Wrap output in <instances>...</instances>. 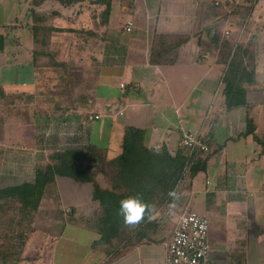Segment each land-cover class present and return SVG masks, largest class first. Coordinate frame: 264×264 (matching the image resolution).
I'll return each instance as SVG.
<instances>
[{"label": "crops", "instance_id": "1", "mask_svg": "<svg viewBox=\"0 0 264 264\" xmlns=\"http://www.w3.org/2000/svg\"><path fill=\"white\" fill-rule=\"evenodd\" d=\"M257 1L251 4L258 14ZM26 2L31 17L27 27L33 45L25 55L21 48L15 55L6 46L7 34H0V166L13 167L12 183L8 186L33 182L37 170L49 160L52 149L46 143L53 144L62 130L79 127L91 111L102 115L87 126L91 145L98 149L96 153L101 159L110 160L121 154L126 129L135 127L144 130V145L148 148L166 149L172 156L183 150L190 164L195 160L204 164V169L194 175L190 167V175L180 186L178 195L184 196L181 212L172 207L163 213L157 207L159 210H154L152 219L155 224L143 236L131 235L113 247L99 243L101 235L90 223L99 209V203L93 200V184L57 177L53 183L59 181L61 194L66 197V192L76 204L66 208V219L61 225L64 241L27 261L39 262L42 256L45 258L42 264H167L168 246L179 216L193 209L210 222L211 249L206 264H264V54L255 52V72L243 84L247 90L245 102L238 106L230 104L232 98L225 93L223 79L227 66L222 45L225 41L239 42L242 37L227 25L226 30L231 28L232 34L226 36L221 26L215 24L223 21V1ZM108 2L111 12L106 16ZM225 2L231 6V2ZM122 7L128 10V21H133L134 27L126 31L128 21L124 23L123 31L133 34L118 45L113 44V20L115 11ZM36 25L43 26L38 34ZM46 26L55 30L50 32L44 29ZM61 35L70 36L68 53L60 49L58 52L54 47L55 39L60 40ZM157 35H188L190 39L179 47L174 63L154 64L151 53ZM41 45L49 46L61 66L35 64V51ZM69 59L76 65L70 67ZM82 63L91 65L88 75L96 76L95 83L88 76L90 83L84 85L82 77L71 88L68 82L75 75L73 71L83 68ZM111 69H118L119 73L113 76ZM71 90L72 96L68 94ZM172 108L178 122L169 118L168 111ZM26 112L31 120L24 123L21 116ZM53 112L54 118L50 117ZM114 114L122 116L119 132L114 134L110 128L108 144L100 146L104 131L100 121ZM15 123L23 128L12 138ZM248 125L252 132L248 131ZM195 131L207 133L210 153L190 155L180 145L184 132ZM47 132L52 136L46 138ZM4 152H9L13 160L4 159ZM30 171L31 180L26 176ZM97 181L106 185L99 178ZM83 190L91 200L84 208L78 201Z\"/></svg>", "mask_w": 264, "mask_h": 264}, {"label": "trees", "instance_id": "2", "mask_svg": "<svg viewBox=\"0 0 264 264\" xmlns=\"http://www.w3.org/2000/svg\"><path fill=\"white\" fill-rule=\"evenodd\" d=\"M34 1L41 3L44 0ZM97 2L104 3L105 0H97ZM242 9H244L243 17L246 19L252 13L253 6ZM110 12V2H108L104 14L109 16ZM34 27L37 34L41 27L43 28L41 25ZM44 29H48L50 32L55 30L54 27L50 26H46ZM189 39L188 35L174 37L157 35L153 42L151 62L154 64L174 63L179 47ZM39 48L35 51V64L39 66H61V63L55 59V53L49 51V46L41 45ZM222 51H224L227 66L223 78L225 93L232 98L230 104L238 106L239 103L245 102L247 94L243 84L255 72V51L246 44L228 41L222 45ZM248 131H251L249 125ZM144 136L145 132L142 129L127 128L122 153L110 160L101 159L93 145L82 150H54L49 154L50 163L45 169L39 168L37 170L33 182L0 187V218L2 217V223L8 221L11 226H14L15 210L17 215L22 214L30 217V219L33 218V215L40 209L49 184L55 182L57 177H70L79 182H91L93 184V200L99 203V209L95 216L90 218V223L101 235L99 243L102 246L113 247L131 235L143 236L147 228L152 223L155 224L154 220L149 221L146 218L138 227H125L123 218L117 214L119 202L139 194L145 202L153 206V215L157 205L166 204V202L173 200L172 193L184 169L189 164V156L185 151L181 150L175 156H172L166 149L155 151L144 145ZM102 163L107 164L104 174L108 183L105 186L97 181L96 175H93L95 166ZM202 169H204L203 161L195 160L191 166V173L194 175ZM180 201L184 203L182 198L177 200V202ZM8 213L11 214L8 215ZM30 227L32 226L29 225L28 228ZM2 256L0 264L6 262L8 257L5 253Z\"/></svg>", "mask_w": 264, "mask_h": 264}, {"label": "rangeland", "instance_id": "3", "mask_svg": "<svg viewBox=\"0 0 264 264\" xmlns=\"http://www.w3.org/2000/svg\"><path fill=\"white\" fill-rule=\"evenodd\" d=\"M222 1H223V6L225 7V10L221 12L222 14L221 20L223 21H218L215 24L221 26L226 36L232 34L231 28L233 30L235 29V31H238V35H241L242 37L241 38L242 41L240 40L239 42L248 45L255 52L259 50L261 51V54H264V20L262 18V16H264V8H263L264 0L257 1L258 8H256V10H258L257 11L258 14L254 13V11L252 10V13L246 19L243 17L244 9L242 8L247 6L248 7L252 6L251 3L255 2V0H227L228 2H231L230 3L231 6H227L225 4L226 0H222ZM233 2L236 3L235 6L233 5ZM121 5L124 6L125 4L122 2ZM237 6L239 7L236 8ZM28 8L29 7L26 0H0V34H4V35L7 34L8 39L6 46L10 47L11 50L15 51V55H17L18 50L20 48L22 55H25V52H27L28 49L33 45V36L31 31L27 27V24L31 21L30 12ZM128 14H129L128 10H126L124 7L115 11L114 20H113L114 30L112 32L115 37L114 38L115 40L113 41V44L117 43L118 45H123L126 41L130 39V37H132L133 33L123 31L122 29L124 23L128 21V19L130 18ZM258 15L260 16L257 18ZM19 21H21V23H19L18 25ZM59 23L61 22L59 21ZM226 25L231 28L226 30ZM236 27L238 28V30ZM239 42H235V43H239ZM69 43H70V36L61 35L60 40L55 39L54 47L58 49L57 50L58 52L60 49L64 53H68L67 50L70 51V47L68 46ZM19 44H21V47ZM69 54L71 55V53ZM82 59L85 61H89V63L91 61L89 60V58L88 59L82 58ZM209 60H211V58L205 61H209ZM16 64L17 63L15 60V65ZM69 64L70 67L76 65V63L72 61V59L71 61L69 59ZM82 64H83V68L81 69L79 68V72L73 71V74L75 75L69 73L70 75H73L71 81L68 82L69 87L71 88L75 87V83H77L76 81L82 77L84 78L83 79V82H85L84 85H89L90 81L87 82V78L89 76L87 69L90 68L91 65H86L84 63ZM111 70L113 76H116L119 73L118 69H111ZM89 77H91L92 80L94 81V78L96 76L90 75ZM118 83H119V78L116 81L117 85ZM63 92H67V91H63ZM68 94L72 96L73 90L68 91ZM76 99L78 100L77 97ZM192 107H195V104L192 105ZM55 113L56 112H53L51 114L52 116L50 117H53ZM168 113H169V118H171L172 121L175 120L178 122V118L174 108L170 109ZM21 117L24 123L29 122L31 120V117L27 116V112L23 114ZM121 122H122V116L116 114L112 115L111 118H109L106 115V117H104L102 121H100V124H104V131L99 141L100 146L106 147V144H108L107 137L110 135V128L112 129L114 134L119 132V128L121 127L120 125ZM22 128L23 127L21 124L15 123V130H16L15 134L11 135L10 137L15 138ZM194 133H196V131ZM4 139L8 140L10 138H4ZM89 145H91V142ZM97 150L98 149H96V151ZM3 156L4 159L6 158V160L8 161L13 160L9 152H4ZM48 163L50 162L48 159H46L45 162L43 163L44 164L43 167L40 168L45 169ZM106 165L107 164L102 163L95 166V168L93 169V173H94L93 175H96L97 178H99L101 181L108 183L107 177L104 174ZM192 165L193 164H187L186 168L184 169L179 181L177 182L175 190L172 193L173 200L166 202V204L157 205L158 208L159 207L162 208L160 210H163V213L167 212L168 209H171L172 207L175 212L176 211L181 212L184 209V203L182 201L177 202V200H179L180 198L183 199L184 196L179 197L178 194L180 193V188H181L180 186L183 180H185V178L190 175L189 170ZM37 166L39 165L37 164ZM1 167L2 170H0V187H6L10 183H12V181L10 180L13 179V178L11 179V176H13L12 174L13 167L12 169H10L7 167V164H3L2 166H0V168ZM26 176L28 179L31 180L33 178V173L30 171ZM58 178L60 179L61 177ZM14 181H15V177H14ZM58 182L56 181V183H53L52 186L47 190L46 199L42 201L40 209L36 214L33 215V218L30 219V217L28 218L27 216H23L22 214L17 215L16 210H15L16 219L14 226H11L10 222L8 221H6V223L5 222L2 223L1 221L2 217L0 218V263L2 262L3 253H5L7 254L8 257H7V261L4 262L3 264H42L41 262H44L45 259V258L42 259V256L39 262H34L32 261V259L31 261H27V260L30 259L29 257H31L32 255L34 256L39 253L43 254L44 252L48 253L53 247L59 246L57 245L59 242L64 241L61 239V235H62L61 225L66 219L64 217V215H66V208L71 204L74 205V207H76V204H73V202L70 199H68L66 192H65L66 197H64L63 194H61V190L59 189L60 183ZM78 201L79 203L81 202L82 208L87 207V205H89L91 202V200L87 198V195L85 194L84 190L80 191V196ZM12 207L15 208V206ZM156 210L158 211L159 209ZM9 214L11 213H8V215ZM32 222L33 225H31ZM29 225L32 227L28 228ZM209 226H210V222H209Z\"/></svg>", "mask_w": 264, "mask_h": 264}, {"label": "built area", "instance_id": "4", "mask_svg": "<svg viewBox=\"0 0 264 264\" xmlns=\"http://www.w3.org/2000/svg\"><path fill=\"white\" fill-rule=\"evenodd\" d=\"M134 23L128 21L125 30L131 31ZM228 33V32H227ZM124 84H122V87ZM102 117L100 113L91 111L80 122V126L70 130H62L53 144L46 143L54 150L86 149L90 144L87 134L89 123ZM52 136L51 132L45 134ZM180 145L188 149L189 154L196 156L208 153L211 147L206 132H184ZM190 164V163H189ZM210 226L206 216L193 209L184 211L178 219L168 246L167 264H206L210 252Z\"/></svg>", "mask_w": 264, "mask_h": 264}, {"label": "clouds", "instance_id": "5", "mask_svg": "<svg viewBox=\"0 0 264 264\" xmlns=\"http://www.w3.org/2000/svg\"><path fill=\"white\" fill-rule=\"evenodd\" d=\"M153 206L144 201L139 194L130 196L119 202L118 216L123 218L125 227H138L147 218L154 219L152 215Z\"/></svg>", "mask_w": 264, "mask_h": 264}]
</instances>
